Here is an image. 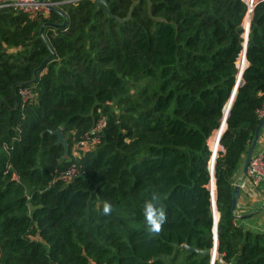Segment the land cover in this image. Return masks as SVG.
<instances>
[{
	"label": "trees",
	"instance_id": "obj_1",
	"mask_svg": "<svg viewBox=\"0 0 264 264\" xmlns=\"http://www.w3.org/2000/svg\"><path fill=\"white\" fill-rule=\"evenodd\" d=\"M103 2L61 4V28L50 26L62 21L55 11L0 9V264H210L183 244L264 264V231L236 225L230 210L233 174L264 116V2L250 13L240 76L241 0ZM102 115L98 142L72 159ZM56 127L66 158L48 133ZM71 161L78 172L64 181ZM152 191L167 213L158 235L143 216Z\"/></svg>",
	"mask_w": 264,
	"mask_h": 264
},
{
	"label": "built area",
	"instance_id": "obj_2",
	"mask_svg": "<svg viewBox=\"0 0 264 264\" xmlns=\"http://www.w3.org/2000/svg\"><path fill=\"white\" fill-rule=\"evenodd\" d=\"M78 0H0V9L6 8L12 11H18L26 14L29 18L38 15H47L51 9H58L64 3H76ZM246 6V13L258 2L264 0H241ZM22 101H27L32 98V89L20 88L18 91ZM257 115L262 117L264 115V102L260 109L257 110ZM105 116L97 118L92 126L87 131L86 135L74 141L71 146L70 156L73 159L79 152H83L93 147L101 135L105 126ZM78 170L74 162H70L68 166L60 174L62 180L68 181L77 174ZM240 189L246 190L249 188H257L259 192L264 195V149L252 151L250 154L245 173L243 177L237 182Z\"/></svg>",
	"mask_w": 264,
	"mask_h": 264
},
{
	"label": "crops",
	"instance_id": "obj_3",
	"mask_svg": "<svg viewBox=\"0 0 264 264\" xmlns=\"http://www.w3.org/2000/svg\"><path fill=\"white\" fill-rule=\"evenodd\" d=\"M249 18L247 16L243 17L242 20V27L245 29ZM245 24V25H244ZM244 59L243 57L240 59ZM245 60V59H244ZM245 65V64H244ZM243 65V66H244ZM241 69H239L240 71ZM238 75V74H237ZM223 110V115H224ZM220 131L224 129V125L220 124ZM218 127V128H219ZM219 129L215 130L211 133V140L213 144L216 146L215 148H219L218 137L220 133ZM218 133V135L216 134ZM264 149V124L261 126L258 137L255 141V145L253 147V151H258ZM216 155L214 154L212 158L208 161V166L210 165L209 162L214 159ZM244 155L241 156L240 163L238 165L237 170L233 174L232 183H237L242 178V171L241 165L243 161ZM213 164V162H212ZM213 186V184H212ZM264 195L257 190V188H249L247 187L246 190L240 189L236 198V205L233 210L234 215V223L243 229H247L249 231H264Z\"/></svg>",
	"mask_w": 264,
	"mask_h": 264
},
{
	"label": "water",
	"instance_id": "obj_4",
	"mask_svg": "<svg viewBox=\"0 0 264 264\" xmlns=\"http://www.w3.org/2000/svg\"><path fill=\"white\" fill-rule=\"evenodd\" d=\"M96 3L100 2L102 4H104L103 0H95ZM51 11H55L57 12L61 17H62V21L58 24H50V26L54 27V28H61L64 26L65 24V16L62 14V12L58 9H54L52 8ZM250 13L251 11L248 12L247 14V17L249 18L250 17ZM108 14V12H107ZM248 24H249V21L247 23V26L245 27L244 29V39H243V49H242V57L244 58V49H245V42H246V35H247V31H248ZM44 24H42L40 26V29H39V32H40V37H42V28H43ZM245 59V58H244ZM245 67V65L241 68V70L239 71V76L243 70V68ZM35 78V77H34ZM237 80V78H236ZM234 93V89L232 91V95ZM231 99H232V96H231ZM231 99L228 101L227 105H226V108H225V112H224V115H223V118H222V122L221 124H223L225 126V115L227 114V110H228V107L230 105V102H231ZM264 124V116L258 121V123L256 124L255 126V129H254V132H253V136H252V139L250 141V144L244 154V158H243V161H242V165H241V171H242V177L245 173V169H246V166H247V161H248V158L250 156V154L252 153L253 151V147L255 145V141L258 137V133H259V130L261 128V126ZM225 128V127H224ZM219 129L220 131V127L217 128V130ZM224 130V129H223ZM222 130V131H223ZM222 131H220L219 134L222 133ZM48 133L52 136H55V144L56 145H61L62 146V149H63V153H62V158H66L67 157V154H68V147H67V142H66V138L62 135L61 133V130H60V127H56L54 130H48ZM218 135V133H216ZM220 137V135H219ZM218 137V138H219ZM211 171V170H210ZM211 184H212V180L210 181V187H211ZM240 188L239 186L237 185V183H233L232 185V188H231V198H230V210L233 212L234 208H235V205H236V198H237V195H238V192H239ZM211 191V189H210ZM264 201V200H263ZM211 202H212V217H213V222H214V225L217 221V218L215 219V215H214V211H215V208H214V201L213 199L211 198ZM213 231H214V240H215V227L213 228ZM183 248H186L190 251H195V252H198L200 254H206V253H209L210 256H211V261H210V264H212L213 260L215 259L216 262L218 264H226L223 260H222V255L219 254V253H216L215 251V247H214V244H213V247L211 249H204V250H197L193 247H188L187 245L183 244L181 245Z\"/></svg>",
	"mask_w": 264,
	"mask_h": 264
},
{
	"label": "clouds",
	"instance_id": "obj_5",
	"mask_svg": "<svg viewBox=\"0 0 264 264\" xmlns=\"http://www.w3.org/2000/svg\"><path fill=\"white\" fill-rule=\"evenodd\" d=\"M161 197L157 191H152L150 198L144 203L143 216L147 225L149 234L158 235L167 222V213L165 207L160 203ZM114 211L112 203L105 201L102 208V213L105 216H110Z\"/></svg>",
	"mask_w": 264,
	"mask_h": 264
},
{
	"label": "bare ground",
	"instance_id": "obj_6",
	"mask_svg": "<svg viewBox=\"0 0 264 264\" xmlns=\"http://www.w3.org/2000/svg\"><path fill=\"white\" fill-rule=\"evenodd\" d=\"M247 14L248 13H246L244 15V17L247 16ZM243 37H244V33H243ZM242 67H243V65H240V63H239L238 74H239V69H241ZM207 145H208V148L210 150V158H209V160H210L214 154L215 155L217 154V152L219 151L220 147L218 149L215 148L216 146L213 144V141L211 140V136L207 140Z\"/></svg>",
	"mask_w": 264,
	"mask_h": 264
},
{
	"label": "rangeland",
	"instance_id": "obj_7",
	"mask_svg": "<svg viewBox=\"0 0 264 264\" xmlns=\"http://www.w3.org/2000/svg\"><path fill=\"white\" fill-rule=\"evenodd\" d=\"M59 10H60V9H59ZM244 25H245V24H244ZM243 39H244V37H243ZM240 65H242V64H240ZM73 143H74V142H73ZM73 143H72V144H73ZM219 147H220V146H219ZM220 150H221V147H220ZM215 213H216V211H214V214H215Z\"/></svg>",
	"mask_w": 264,
	"mask_h": 264
}]
</instances>
